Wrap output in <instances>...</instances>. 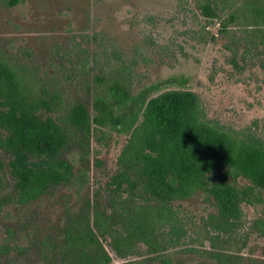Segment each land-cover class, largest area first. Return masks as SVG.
I'll return each instance as SVG.
<instances>
[{"label": "rangeland", "instance_id": "374dc122", "mask_svg": "<svg viewBox=\"0 0 264 264\" xmlns=\"http://www.w3.org/2000/svg\"><path fill=\"white\" fill-rule=\"evenodd\" d=\"M214 1L219 16L209 19L197 0H23L15 7L0 0V58L38 96L45 95L50 110H42L44 117L62 123L77 102L96 116L95 93L113 82L126 83L131 94L127 103L113 107L120 124L94 126L89 140L75 134L65 153L74 167L70 185L22 205L9 173H2L0 247L9 245L10 251L0 252V264H48L41 257L43 241H57L65 220L97 195L107 207L123 148L147 102L166 91L195 92L211 122L264 140V53L245 43L246 27L239 19L221 32L242 0ZM173 207L179 230L168 250L155 260L142 245L123 259L110 239H102L114 263L217 264L205 229L215 214L212 200L199 193ZM242 210V226L224 249L239 257L237 264H264V236L255 228L264 220V198Z\"/></svg>", "mask_w": 264, "mask_h": 264}, {"label": "trees", "instance_id": "16d2710c", "mask_svg": "<svg viewBox=\"0 0 264 264\" xmlns=\"http://www.w3.org/2000/svg\"><path fill=\"white\" fill-rule=\"evenodd\" d=\"M5 1L15 7L23 0ZM197 3L206 18L219 16L216 1ZM238 19L246 27L245 43L264 53V0H242L222 23L221 32ZM130 98L126 83L113 82L104 93H95L96 116L77 102L61 123L42 115V110H50L45 95L38 96L0 58V176L9 173L17 201L28 205L70 185L74 167L65 153L75 134L89 140L94 126L120 124L113 107ZM118 163L108 208L97 195L93 204L88 201L86 209L65 220L57 241L48 237L42 242L41 257L48 264H115L102 239H110L119 258L136 255L143 245L157 260L179 230L173 204L199 193L207 195L215 208L205 223L212 259L217 264L238 263L239 257L224 247L235 241L242 226V206L263 203L264 140L211 122L195 92L170 90L147 102ZM255 228L264 236L263 219ZM9 251V245L0 247L1 255Z\"/></svg>", "mask_w": 264, "mask_h": 264}]
</instances>
